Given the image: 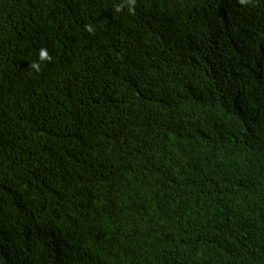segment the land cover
<instances>
[{"label":"trees","instance_id":"1","mask_svg":"<svg viewBox=\"0 0 264 264\" xmlns=\"http://www.w3.org/2000/svg\"><path fill=\"white\" fill-rule=\"evenodd\" d=\"M112 3L0 0V264H264V0Z\"/></svg>","mask_w":264,"mask_h":264},{"label":"clouds","instance_id":"2","mask_svg":"<svg viewBox=\"0 0 264 264\" xmlns=\"http://www.w3.org/2000/svg\"><path fill=\"white\" fill-rule=\"evenodd\" d=\"M105 8V21L107 23H114L117 21L118 10L112 3L114 7L113 11H110L107 6V0H102ZM59 88H52V89H43L37 84L25 80H21L18 83L17 88L13 89H5L1 92V106H0V123L10 118V124H14V120L11 115L4 112L3 109H12V108H36L40 114H47L50 112L47 111L48 107V100L45 98V94L47 93H54L55 90ZM1 134H0V154L4 151V145L1 146ZM16 192L19 194L17 190L7 191L5 188L3 192L0 193V218H2L3 213L5 211V203L11 201L12 193ZM25 198L27 203V210L33 216V221L28 222L23 216L15 222H7L2 225L0 229V233L4 237H8L10 241H12V246L5 245L8 249H11L15 245H20L24 242H33L37 243L41 230H42V223L41 219H39L35 213L31 210H35L31 203L30 198ZM17 231L22 233V236H17Z\"/></svg>","mask_w":264,"mask_h":264}]
</instances>
